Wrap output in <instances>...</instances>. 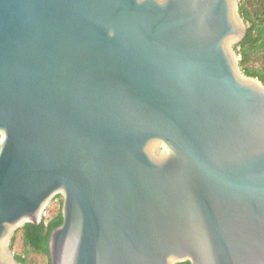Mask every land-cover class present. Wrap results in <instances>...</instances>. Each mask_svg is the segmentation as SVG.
<instances>
[{
    "label": "water",
    "instance_id": "95a60500",
    "mask_svg": "<svg viewBox=\"0 0 264 264\" xmlns=\"http://www.w3.org/2000/svg\"><path fill=\"white\" fill-rule=\"evenodd\" d=\"M239 1L0 0V264L56 195L50 264H264Z\"/></svg>",
    "mask_w": 264,
    "mask_h": 264
},
{
    "label": "trees",
    "instance_id": "16d2710c",
    "mask_svg": "<svg viewBox=\"0 0 264 264\" xmlns=\"http://www.w3.org/2000/svg\"><path fill=\"white\" fill-rule=\"evenodd\" d=\"M239 14L247 24L245 36L234 46L240 58L239 66L245 76L257 79L264 86V0H240ZM61 205L62 197L56 195L39 225L24 224L15 231L10 249L17 262L50 264L49 238L62 223Z\"/></svg>",
    "mask_w": 264,
    "mask_h": 264
},
{
    "label": "rangeland",
    "instance_id": "374dc122",
    "mask_svg": "<svg viewBox=\"0 0 264 264\" xmlns=\"http://www.w3.org/2000/svg\"><path fill=\"white\" fill-rule=\"evenodd\" d=\"M234 50H235V49H234ZM53 208H55V206H54ZM53 208H52V209H53ZM48 209H49V207H48ZM48 209H47V210H48ZM47 210H46V211H47ZM46 214H47V212L45 213V215H46ZM16 248L18 249V245L16 246ZM17 251H18V250H17Z\"/></svg>",
    "mask_w": 264,
    "mask_h": 264
}]
</instances>
